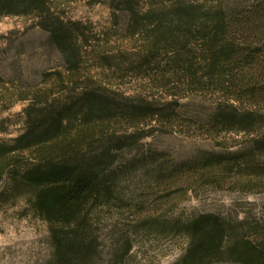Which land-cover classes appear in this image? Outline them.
Instances as JSON below:
<instances>
[{
    "label": "trees",
    "instance_id": "16d2710c",
    "mask_svg": "<svg viewBox=\"0 0 264 264\" xmlns=\"http://www.w3.org/2000/svg\"><path fill=\"white\" fill-rule=\"evenodd\" d=\"M122 3L134 13L130 0ZM55 6V0H0V17L33 18L63 60L45 88L20 93L30 102L25 128L12 142H0V183L46 223L51 246L46 264H99L92 212L118 199L113 168L118 151L144 137V126L173 124L178 117L171 104L117 98L89 72H80L87 37L77 36ZM132 27L133 36L144 38L143 54L130 64L134 75L161 81L165 73L151 62L161 52L172 53L164 64L175 65L174 85L188 99L214 100L210 109L191 105L182 113L211 133L250 137L243 151L182 164L167 179L216 188L228 175L236 184L247 174L263 185L264 0H172L167 8L133 16ZM166 84L160 90L178 104L181 96ZM56 86L64 93L61 100L54 96ZM173 228L187 237L178 264H264V224L242 230L218 214L201 212ZM111 248L106 264H125L132 242L122 236Z\"/></svg>",
    "mask_w": 264,
    "mask_h": 264
},
{
    "label": "rangeland",
    "instance_id": "374dc122",
    "mask_svg": "<svg viewBox=\"0 0 264 264\" xmlns=\"http://www.w3.org/2000/svg\"><path fill=\"white\" fill-rule=\"evenodd\" d=\"M55 3V13L72 24L77 36L87 37L80 72H89L96 85L117 98L171 104L178 117L173 124L144 126V137L118 151L113 165L118 199L100 204L92 212L100 239L99 264H106L113 242L122 236L132 242L125 264H178L187 237L169 228L201 212L218 214L242 230L263 226L264 184L247 174L239 177L237 185L235 176L228 175L216 188L203 182L187 186L167 179L166 175L182 164L241 152L250 139L242 133H211L182 113L191 105L210 109L214 100L209 96L188 99L187 93L174 85L171 71L175 65L164 64L174 57L172 53L161 52L155 63L151 62L158 64L159 74L165 73L161 81L140 78L131 71L130 64L144 48V38L138 33L133 36L132 17L167 8L172 0H130L134 13L124 8L122 0ZM62 66L60 53L33 18L0 17V142L10 143L24 131V110L30 102L21 100L20 93L45 88ZM164 82L181 96L178 104L160 90ZM58 91L56 86L54 96L61 100L64 93ZM124 128L120 125L119 130ZM50 256L46 223L0 183V264H46ZM211 264L234 263L222 260Z\"/></svg>",
    "mask_w": 264,
    "mask_h": 264
}]
</instances>
